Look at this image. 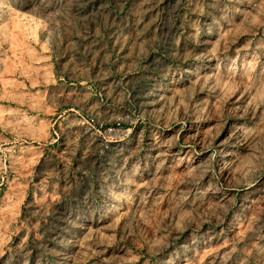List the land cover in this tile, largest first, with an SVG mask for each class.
Returning a JSON list of instances; mask_svg holds the SVG:
<instances>
[{
	"label": "rangeland",
	"instance_id": "1",
	"mask_svg": "<svg viewBox=\"0 0 264 264\" xmlns=\"http://www.w3.org/2000/svg\"><path fill=\"white\" fill-rule=\"evenodd\" d=\"M0 264H264V0H0Z\"/></svg>",
	"mask_w": 264,
	"mask_h": 264
}]
</instances>
